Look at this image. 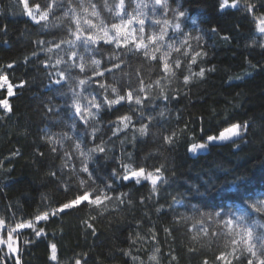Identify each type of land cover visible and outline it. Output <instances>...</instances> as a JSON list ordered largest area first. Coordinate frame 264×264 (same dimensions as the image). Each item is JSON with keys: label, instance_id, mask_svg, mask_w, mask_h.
<instances>
[{"label": "trees", "instance_id": "1", "mask_svg": "<svg viewBox=\"0 0 264 264\" xmlns=\"http://www.w3.org/2000/svg\"><path fill=\"white\" fill-rule=\"evenodd\" d=\"M137 3L148 5L145 35L159 32L162 25L155 20L165 18L164 10L155 6L153 15L154 0H124V7L134 14ZM248 3L255 5L256 17L264 14V0H240L239 10L223 11L220 0H168L170 8L182 5L197 20L195 28L191 19L183 21L182 33L169 27L168 42L179 45L184 34L198 35L207 55L191 66L193 72L204 68L203 77L194 76L186 85L185 63L175 78L161 81L168 96L165 100L155 84L160 75L157 61L145 58L131 43L117 47L101 40L90 45L87 53L67 43L55 47L62 39H71L68 29H75L77 19L84 27L85 20L98 26L101 20L109 26L119 23V0H29L30 7L39 4L42 12H48V19L40 23L26 15L20 0H0V76H7L13 85L11 96L7 84L0 87V101L10 107L9 111L0 103V218L5 221L1 237L17 223L83 193L82 179L89 187L103 189L106 183L112 184L107 190L112 199L104 201V206L85 201L50 216L37 225L45 233L39 238L32 229H24L15 238L17 256L0 246V264H16L17 259L19 264H76L77 260L80 264H225L217 259L221 253L231 264H247L249 259L256 264L264 254V241L257 257H252L244 245L232 244L240 237L234 231L230 234L222 222L230 209L255 204L248 207L250 220L264 225V48L260 47L264 35L246 11ZM94 10L99 18L92 15ZM167 19H173L171 12ZM134 26L138 30L139 25ZM190 43L197 45L195 40ZM72 51L89 62L100 60L98 71L103 76H93L90 68L82 73L73 67ZM58 59L62 63L57 64ZM61 71L66 79L53 84ZM86 77L92 79L79 86V79ZM140 80L152 87L140 92ZM99 83L116 87L123 95L131 90L143 104L124 101L111 109L102 107L85 124L71 107L73 90L85 106L92 97L97 102L106 94L114 98L111 89L105 93ZM124 114L131 123L126 129L119 125L118 130L116 117ZM235 122L248 124L242 138L209 144L205 152L189 154L192 143L204 142ZM142 125H148L146 135L138 131ZM173 132L174 142L167 143L164 137ZM49 135L62 138V144H50ZM77 140L86 146L85 151L104 142L105 151L87 160L91 180L81 171L83 157L73 147ZM53 147L57 150L52 151ZM66 150L70 157L65 156ZM123 164L149 171L161 168L162 181L153 190L149 181L136 184L113 177V169L118 176L124 174ZM236 178H243L238 191L232 188ZM254 234L264 235V228ZM52 244L56 245L55 261L50 259ZM153 255L156 261L150 259Z\"/></svg>", "mask_w": 264, "mask_h": 264}, {"label": "snow or ice", "instance_id": "2", "mask_svg": "<svg viewBox=\"0 0 264 264\" xmlns=\"http://www.w3.org/2000/svg\"><path fill=\"white\" fill-rule=\"evenodd\" d=\"M20 3L24 6V11L27 16H29L33 21L36 23H40L41 20L48 19V12L41 11V7L39 4H34V6H29V0H20ZM81 6H83L81 4ZM155 6H160L163 11L164 19L163 20H155V24L162 25L159 32H154L151 35H145V12L144 9L148 7L147 4L137 3V6L134 10V14H129L125 7H124V0H119L118 7L120 8V12L117 13L119 16V23L112 22L110 26L106 24L103 20L100 21L99 26L94 23L92 20H85L84 27L81 25L80 21L77 19L74 21L75 29L73 30L71 27L68 29V35L71 39H62L60 43L55 44L57 49L60 48L61 44L67 43L70 48H83L84 52L87 53L89 51V46L93 44H98L101 40L105 43L109 44H116L117 47H120L122 44L123 46H127L131 43L136 51H142L145 58H149L151 60L157 61L159 65V78L155 80V84L160 86V92L163 99L167 100L168 96L164 95V88L161 86V81L168 80L169 78H175L177 75V71L182 69L187 65L188 74L183 76V81L187 85L192 77L198 76L203 77L205 75V69L200 68L198 72H193L191 70V66L197 64L198 60L203 59L204 56L207 55L206 52L199 46L200 37L197 35L195 37L192 36L191 33L184 34L185 38L179 42V45L175 43H170L168 37V29L171 27L175 32H183L182 29V22L188 19H191V23L195 28L197 25V20L190 16V9L184 8L182 5H177L176 8H170L168 4V0H154L153 5V15L155 14L156 8ZM35 9V12L33 10ZM105 7H108L107 2L105 3ZM241 7L240 0H220L219 8L223 11L226 8H233L239 10ZM93 8L95 6L93 5ZM246 11L249 14L253 15L254 21L256 22L257 31L264 35V14L260 17H256L254 15L255 5L248 3L246 6ZM73 14H75V9L71 10ZM111 12L112 9L109 8ZM191 11H195V9H191ZM172 13V20L167 19L168 13ZM123 13V14H121ZM65 15H68L67 13ZM92 15L99 18V13L95 10L93 11ZM198 15V13H197ZM39 16V19H37ZM139 25L137 28L134 25ZM133 26V27H129ZM99 30L102 32V35H95L94 33ZM137 31L139 35H137ZM213 32L216 31L215 28L212 29ZM129 36H132L133 39L129 41ZM228 39V37H224ZM190 40L197 41V45L194 48L190 43ZM38 43H43V41H38ZM261 48H264V44L260 45ZM51 51V49H49ZM175 52L177 55L173 57L172 53ZM159 53V55H157ZM71 57L73 58V67H78L80 72L84 73L86 68L92 69L93 76H103V71H98L101 61L98 59L92 58L89 61L85 59L83 54H79L77 51L71 52ZM79 63H76V61ZM57 64L62 63L61 59L56 61ZM48 65L45 64V67ZM9 68L12 67L11 64L8 65ZM114 67H119V65H114ZM106 71H111V69H106ZM65 73L63 71L58 73V79L54 80L52 83L55 85H60L63 80H65ZM92 77H86L79 79L78 85L83 86L84 84L88 83ZM7 84L8 95L11 96L13 94V85L8 82L7 76H0V87H3ZM141 87L139 88L140 92L145 91V87L151 88L152 84L149 83L147 85L144 84L143 80H140ZM20 86H23V82ZM99 87L105 90V93L108 92V89H111V94L114 98L109 99L108 95L104 96L103 101L97 102L95 97H92L89 100L87 106L82 105L79 102L78 94L73 90V103L71 105L74 108V114L79 116L80 120H82L85 124H88L89 119H95V117L99 114L102 107H107L108 109L113 108L116 105H120L122 102L127 101L131 104L133 101L136 105H142L143 100L137 94L134 96L133 92L130 90L127 92L126 95L119 94L118 89L116 87H112L111 85H106L104 83H99ZM58 90V89H57ZM143 99H148L145 96ZM3 104L5 109L10 111V107L6 101H0ZM92 109L96 111L93 112ZM51 110V109H50ZM131 123V117L127 114L120 115L116 117L115 126L123 125V128H127ZM118 130L119 127H118ZM248 130V124L245 122L241 124L239 122L231 123L227 127H224L222 130L219 131L218 135H211L207 137L205 142L201 143H192L189 146V151L192 153H196L198 151L206 150L209 144L214 142H231L234 143L236 139L242 138L243 134H245ZM141 135H146L148 132V125H142L139 130ZM95 129H93V140L95 139ZM85 135H87V131L85 129ZM176 138V134L173 132L168 136H165L164 139L167 143H173ZM48 141L50 144H62V138H57L55 135H49ZM74 150L83 157L81 163V171L88 174L89 180L92 178V173L89 172L87 166V160L91 157V155L95 152L103 153L105 151L104 142L101 141L99 144H94L93 147L87 148L85 151L86 146H82L81 142L77 140L74 145ZM55 147L52 148V151H56ZM65 156L70 157L71 153L67 150L65 151ZM121 167L124 169L123 175H117L115 169L112 170V176L120 179L122 181H133L136 184H140L142 180L149 181L152 186L153 190H155V186L162 181V169L155 168L154 170H146L144 167L133 168L130 164H123ZM74 170V169H73ZM55 175V173H52ZM243 178H236L232 182V188L239 190V184L242 182ZM94 183V181H93ZM80 186L84 188L83 193L76 195L73 199L64 202L62 205L58 206L55 209L50 211H45L36 215L32 220L22 221L16 224L14 228L8 230L7 233V240L0 237V245H6L10 252L15 253L18 251L16 247H14V239L18 238L24 229H32L35 236L39 238L40 236L44 235L43 228H37V225L41 221L47 222L50 216H55L59 212H64L66 210H70L74 207L79 206L82 202L87 201L90 205H96L97 207L104 206V201L111 200L112 197L108 195V189L112 188L111 183H106L103 189L99 187H89L87 185V181L80 180ZM231 190V189H230ZM90 197H92L90 199ZM247 204V201H245ZM248 207L255 208V204L248 205L247 207L236 208L235 210H229L228 213L224 215L227 217L222 222L226 228L231 232H235L237 236L240 237L239 241L232 240V244L236 245L237 243L244 245L246 247V251L252 256L257 257V248L260 245L261 241H264V235L262 234H254V230L264 228V225H259L254 221L250 220V212L248 211ZM259 210V209H257ZM217 216H220L221 213L217 212ZM5 225V221L3 218H0V228H3ZM91 227V225H89ZM165 231H168L165 229ZM138 235V234H137ZM155 239V236L152 237ZM135 243V240H133ZM51 257L50 259L55 261L56 257V245L52 244L51 246ZM157 252L159 249L156 250ZM236 249L233 248V252ZM126 255L130 253H125ZM151 260L156 261L157 257L155 255L150 257ZM218 260L224 261L225 264H231V261L226 260V255L221 253L220 256L217 257ZM16 264H19V260H16ZM76 264H80V261L77 260ZM207 264V261H205ZM247 264H254L252 259L247 261ZM256 264H264V254H262Z\"/></svg>", "mask_w": 264, "mask_h": 264}, {"label": "rangeland", "instance_id": "3", "mask_svg": "<svg viewBox=\"0 0 264 264\" xmlns=\"http://www.w3.org/2000/svg\"><path fill=\"white\" fill-rule=\"evenodd\" d=\"M206 140H207V138H206ZM205 140V141H206ZM204 141V142H205ZM222 143H226V142H214V143H212V144H222ZM207 150V149H206ZM206 150H202V151H198V152H196V153H192V152H190L189 150H188V152H189V154H191V155H196V154H199V153H203V152H205ZM1 231H2V228H0V237L2 236L1 235ZM3 238V237H2ZM3 239H5V240H7V236H5ZM17 243H16V240L14 239V247H16L17 248V245H16ZM0 246H2V247H4L5 248V250H6V252L7 253H9L11 256H17V252H15V253H12V252H10L9 251V249L7 248V246L6 245H0Z\"/></svg>", "mask_w": 264, "mask_h": 264}]
</instances>
